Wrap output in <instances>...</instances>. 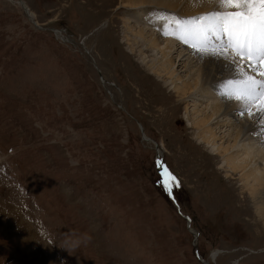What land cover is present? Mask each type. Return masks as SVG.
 I'll return each mask as SVG.
<instances>
[{
    "label": "rangeland",
    "instance_id": "obj_1",
    "mask_svg": "<svg viewBox=\"0 0 264 264\" xmlns=\"http://www.w3.org/2000/svg\"><path fill=\"white\" fill-rule=\"evenodd\" d=\"M109 1L0 0V264H264L247 191L129 53Z\"/></svg>",
    "mask_w": 264,
    "mask_h": 264
},
{
    "label": "bare ground",
    "instance_id": "obj_2",
    "mask_svg": "<svg viewBox=\"0 0 264 264\" xmlns=\"http://www.w3.org/2000/svg\"><path fill=\"white\" fill-rule=\"evenodd\" d=\"M21 7L37 27L31 11L24 3ZM116 9L124 11L121 22L115 21L122 26L121 40L129 53L166 85L179 109L183 108L191 136L218 160L223 174L238 176L241 193L247 191L253 210L251 223L264 234V114L230 95L235 85L228 83L255 73L246 64L237 68L231 56L225 60L197 51L180 38L182 26L202 23L198 18L222 11L219 0H118ZM150 10L158 16L142 21ZM161 16L164 19L159 22ZM209 39L217 43L216 37ZM248 110L253 112L251 117Z\"/></svg>",
    "mask_w": 264,
    "mask_h": 264
},
{
    "label": "snow or ice",
    "instance_id": "obj_3",
    "mask_svg": "<svg viewBox=\"0 0 264 264\" xmlns=\"http://www.w3.org/2000/svg\"><path fill=\"white\" fill-rule=\"evenodd\" d=\"M219 3L222 11L213 12L206 19L201 17L202 23L182 26L180 38L197 51L225 60L231 56L237 68L246 64L255 76L228 81L235 85L229 94L243 101L246 108L254 105L264 114V0H219ZM210 35L216 37L217 43H211ZM248 115L251 117L253 112L248 110ZM174 179L167 175L165 191Z\"/></svg>",
    "mask_w": 264,
    "mask_h": 264
},
{
    "label": "water",
    "instance_id": "obj_4",
    "mask_svg": "<svg viewBox=\"0 0 264 264\" xmlns=\"http://www.w3.org/2000/svg\"><path fill=\"white\" fill-rule=\"evenodd\" d=\"M144 139V138H143ZM156 155H155V160H156V164H157V168H159L160 167V163H159V153H160V150L158 149V147H156ZM158 174H160L162 177H163V179L166 181L167 180V176H166V174L163 172V171H158ZM168 195L169 196H171V193H170V189H168ZM173 203L175 204V201L173 200ZM176 206V205H175ZM182 218L185 220V222H186V228H187V230L190 232V233H193V235H195L194 234V232H192V230H191V227H190V220L187 218V217H185V216H182ZM196 236V235H195ZM197 256V258H198V260H200V257L198 256V255H196ZM203 264H208V263H206V262H204V261H201Z\"/></svg>",
    "mask_w": 264,
    "mask_h": 264
}]
</instances>
